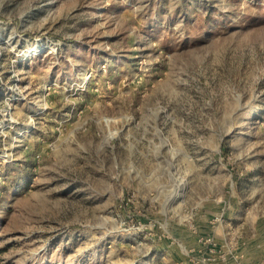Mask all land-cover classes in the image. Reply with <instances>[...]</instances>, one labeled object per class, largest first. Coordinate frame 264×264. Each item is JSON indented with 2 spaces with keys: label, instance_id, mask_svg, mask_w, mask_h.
Returning a JSON list of instances; mask_svg holds the SVG:
<instances>
[{
  "label": "rangeland",
  "instance_id": "1",
  "mask_svg": "<svg viewBox=\"0 0 264 264\" xmlns=\"http://www.w3.org/2000/svg\"><path fill=\"white\" fill-rule=\"evenodd\" d=\"M247 242L264 0H0V264H245Z\"/></svg>",
  "mask_w": 264,
  "mask_h": 264
},
{
  "label": "crops",
  "instance_id": "2",
  "mask_svg": "<svg viewBox=\"0 0 264 264\" xmlns=\"http://www.w3.org/2000/svg\"><path fill=\"white\" fill-rule=\"evenodd\" d=\"M247 244V245H246ZM245 244L244 251L241 253L245 264H264V248L261 245L251 243L253 251H250L249 242ZM244 245V244H243Z\"/></svg>",
  "mask_w": 264,
  "mask_h": 264
},
{
  "label": "bare ground",
  "instance_id": "3",
  "mask_svg": "<svg viewBox=\"0 0 264 264\" xmlns=\"http://www.w3.org/2000/svg\"><path fill=\"white\" fill-rule=\"evenodd\" d=\"M185 186H186V183H183L182 186H181V188H180V190L179 191H176L174 193L175 196L172 199V203L177 202L178 203L177 206H179V207H180V203L183 201V198L185 196V192H186V189H185L186 187Z\"/></svg>",
  "mask_w": 264,
  "mask_h": 264
}]
</instances>
